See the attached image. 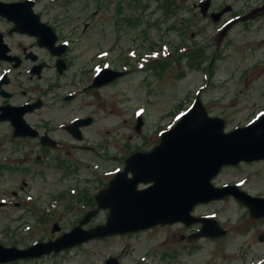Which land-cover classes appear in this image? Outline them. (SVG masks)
Here are the masks:
<instances>
[{
	"label": "rangeland",
	"instance_id": "1",
	"mask_svg": "<svg viewBox=\"0 0 264 264\" xmlns=\"http://www.w3.org/2000/svg\"><path fill=\"white\" fill-rule=\"evenodd\" d=\"M89 1L97 4H91L87 13L83 7ZM199 1L172 3V8L178 9L175 16H168L166 0L113 3L76 0L69 8L79 19L78 25L72 22L78 27L77 34L92 22L83 42L75 46V54L78 53L76 77L80 75L77 68L91 67L94 61L92 64L89 61L99 51H102L103 64L121 67L128 62L127 66L137 70L122 75L125 78L117 84L102 86L94 94L85 96L82 101L85 112L94 109L92 112L97 118V124L87 130L89 138H86L95 143L91 144L96 146L95 151L72 152L71 168L67 172L52 167L41 174L42 167H34L30 171L33 175L26 179L29 185L23 189L24 195L32 193V196L18 198L25 208L1 210L0 244L24 249L39 240L49 242L62 233L53 230L56 223L67 230L82 212L88 211L81 207L88 206L92 198L89 194L107 187L114 171L124 165L125 158L135 151L153 148L160 132L195 102L199 89H204L201 101L208 114L225 119V131L246 125L264 109V14L231 25L222 39L217 38L225 20L263 0H212L208 13L218 12L228 5L220 12L218 21L201 15L199 6L195 8ZM96 8H100V13L90 16ZM211 60L208 73L207 65ZM137 114L145 121L140 133L135 129ZM34 171L39 172L38 177L34 176ZM247 177L250 183L245 189L251 194L264 193V162L225 169L217 181L218 184L232 183ZM19 182L12 185L1 180L0 199H5L2 196L13 189H19ZM231 208L223 207V218L231 217L235 221L243 211L235 206L233 213ZM108 215V210H101L81 227L89 230L104 225ZM235 225L237 223L231 224ZM7 229L11 234L6 233ZM231 230L233 234L245 228ZM187 233L189 231L175 223L137 235L132 241L112 236L91 239L59 257L44 255L13 264H106L109 257H119L123 264H135L137 257L148 253L154 245L160 250L149 264H194L190 255L183 254L177 259L170 255L174 246L181 244V235ZM226 245L227 242L221 247H212L217 250ZM206 258L201 253L197 256L199 263Z\"/></svg>",
	"mask_w": 264,
	"mask_h": 264
},
{
	"label": "flooded vegetation",
	"instance_id": "2",
	"mask_svg": "<svg viewBox=\"0 0 264 264\" xmlns=\"http://www.w3.org/2000/svg\"><path fill=\"white\" fill-rule=\"evenodd\" d=\"M109 1L113 3L117 0ZM74 2L76 0H0V181L12 182V185H18V180L20 181L19 189H13L2 196L5 199H0V214L3 208H23L24 204L18 198L32 196V193L24 195L23 189L29 185L26 179L30 174L33 175L30 171L34 167H42L41 174L52 167L67 172L71 168L72 152L95 151L96 146L91 145L95 143L86 141V138H89L87 130L97 124V118L92 112L94 109L85 112L82 101L89 93L94 94L102 88L91 87V84L96 73L103 68V57L99 55L102 51L96 53L89 61L91 64L94 61V64L91 67L83 65L77 68L80 75L76 77L74 68L78 62V53L75 54V46L83 42L92 22L77 34L78 27L72 23L77 24V13L69 10ZM89 2L83 7L87 13L91 4H97ZM263 3L264 0L252 4L242 10L244 12L225 20L217 38L220 37L223 26L231 19L244 15ZM226 8L228 5L218 12L207 13L206 18L213 20V13L222 12ZM98 13L100 8H96L90 16L94 17ZM175 13L177 9H172L171 15H176ZM127 64L128 62L121 67L110 65L109 68L126 71V75L137 70ZM124 78L116 79L106 86L115 85ZM261 162L264 160L224 167L220 177L225 169H237ZM29 165L33 167L30 168ZM38 175L39 172L34 171V176ZM220 177L215 180L216 186L237 185L244 193H229L196 204L191 212L192 221L189 224L178 222L189 233L181 235V244L171 250V258H181L185 254L193 258L194 264H264V193L251 194L245 189L250 180L242 185L234 182L218 184ZM7 197H13L14 200H8ZM235 206L243 211L240 216L235 221L231 217L223 218V207ZM85 208L83 205L81 210H86ZM78 212L80 210L73 211V214ZM85 213L86 211L82 212L67 230L56 223L58 232L62 233L57 234L54 239L72 231ZM248 219L250 220L246 222ZM232 223L237 225L231 226ZM169 226L171 224L158 225L112 237L132 241L137 235ZM238 227L245 230L232 234L231 229L237 230ZM6 233L11 234L9 229ZM225 242L227 245L223 249L215 250L212 247H221ZM79 246L82 247L83 244ZM158 250L159 246H152L148 253L137 257L135 264H147L150 259L156 258ZM234 250L238 251L230 253ZM71 251L72 248L46 257H59ZM200 253L207 256L202 263L197 259ZM115 258L123 264L119 257Z\"/></svg>",
	"mask_w": 264,
	"mask_h": 264
},
{
	"label": "water",
	"instance_id": "3",
	"mask_svg": "<svg viewBox=\"0 0 264 264\" xmlns=\"http://www.w3.org/2000/svg\"><path fill=\"white\" fill-rule=\"evenodd\" d=\"M209 5L210 0L201 4L204 16ZM260 14H264V6L240 20ZM213 16L217 21L220 14ZM122 75L104 69L93 86L105 85ZM141 126L139 118L138 132ZM224 127V120L211 117L199 99L175 127L162 133L160 143L152 151L134 153L126 160L125 169L95 196L97 210L88 212L70 233L26 249L0 244V263L40 258L91 239L157 225L189 224L191 210L197 203L227 192V188L217 189L211 183L223 166L264 159V116L231 133H225ZM143 184L148 186L140 188ZM102 209L109 210L105 224L84 230L81 226ZM57 229L55 225L54 231ZM107 264L118 262L110 259Z\"/></svg>",
	"mask_w": 264,
	"mask_h": 264
},
{
	"label": "trees",
	"instance_id": "4",
	"mask_svg": "<svg viewBox=\"0 0 264 264\" xmlns=\"http://www.w3.org/2000/svg\"><path fill=\"white\" fill-rule=\"evenodd\" d=\"M200 58V57H199ZM93 203V202H92Z\"/></svg>",
	"mask_w": 264,
	"mask_h": 264
}]
</instances>
